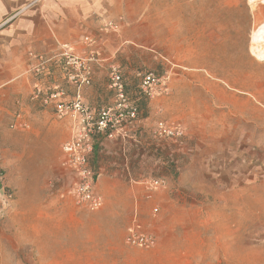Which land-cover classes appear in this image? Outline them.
Wrapping results in <instances>:
<instances>
[{"label":"rangeland","instance_id":"374dc122","mask_svg":"<svg viewBox=\"0 0 264 264\" xmlns=\"http://www.w3.org/2000/svg\"><path fill=\"white\" fill-rule=\"evenodd\" d=\"M172 3L132 0L126 32L115 21L118 29H109L116 52L99 70L98 101L113 103L108 85L116 69L141 118L186 133L175 144L150 136L145 154L130 161L133 175L112 186L110 210H80L56 182L69 137L54 111L33 118L35 109L21 108V99L0 98V264H264V105L247 94L264 91V61L250 51L257 26L243 16L244 31L188 49L187 34L179 43L173 32ZM236 3L228 2L246 15ZM146 72L167 81L153 99L140 95L138 74ZM19 111L28 128L12 127ZM154 178L167 185L150 191L140 182ZM137 209L141 232L157 236L154 248L126 244Z\"/></svg>","mask_w":264,"mask_h":264},{"label":"crops","instance_id":"0c3cea01","mask_svg":"<svg viewBox=\"0 0 264 264\" xmlns=\"http://www.w3.org/2000/svg\"><path fill=\"white\" fill-rule=\"evenodd\" d=\"M131 1L0 0L1 101L7 98L21 99L18 102L21 108L29 104L26 110L35 109L33 118H37V115L40 117L42 115L41 118H46L48 114L52 115L51 108H44L32 100V93L35 87L42 83L48 89L63 87L68 92V97L73 96V88L66 82L61 68L50 62L63 50H68L79 56L94 53L99 57L100 62L94 65L93 84L83 90L85 102L99 108L102 105L97 99L100 96L97 90L101 76L99 70L114 62L116 52L114 38L109 35L110 31L105 27V23L118 22L122 26V31L126 32L131 24L129 14ZM213 1L219 3L212 7L208 2ZM229 1L237 2L236 6L238 2L242 4L246 15H243V10L232 8V4L229 6ZM172 2L173 32L178 34L179 43L180 34H187L188 49L211 47V43L216 41L218 36L221 39L219 34L244 31L243 22L238 21L243 16L248 19L251 28L257 26L253 35L264 26V23H261V19L264 20V0H172ZM229 18H235V21ZM234 26L236 28H233ZM251 54L264 61V58H259L252 51ZM39 57H44L48 62L42 66ZM227 86L234 88L238 93H243L237 87L228 84ZM224 94L229 95L227 90ZM247 94L254 102L264 105V91L253 89ZM229 96L235 100L242 99L238 94ZM113 103L111 99L107 106ZM38 107L43 108V111L36 109ZM53 116L57 118L54 113ZM57 119L64 122L70 137V120ZM152 128L153 126L148 124V118H140L138 122L124 126L115 139L101 138L97 141L92 161L102 172L98 190L104 198L106 211L112 208L117 197L112 186L121 183L124 177L133 175L135 170L131 167L130 161L135 155L145 154ZM135 200L137 201V198ZM130 225L131 222L129 227Z\"/></svg>","mask_w":264,"mask_h":264},{"label":"built area","instance_id":"2783aa9c","mask_svg":"<svg viewBox=\"0 0 264 264\" xmlns=\"http://www.w3.org/2000/svg\"><path fill=\"white\" fill-rule=\"evenodd\" d=\"M105 27L113 31L118 29L113 22L105 23ZM39 59L42 66L48 62L44 57ZM51 61L61 68L66 82L74 91L73 96L68 97V92L63 87L48 89L41 83L32 93L34 102L44 108H51L57 118L70 120L71 133L61 147L60 177L56 182L70 194L77 208L98 212L104 208L105 201L98 190L102 172L92 161L97 141L101 138L115 139L124 126L140 120L141 110L136 101L128 96L123 75L116 69L112 70L108 85V89L114 94V103L107 107L94 108L85 102L83 90L92 86L94 65L100 62L96 54L79 56L63 50ZM138 77L140 95L145 98L153 99L166 90L167 81L164 77L153 72L139 73ZM12 127L15 129L29 127L22 111L15 115ZM150 136L153 140L175 144L183 141L186 133L179 126L158 121L151 129ZM4 177V171L0 167V193L3 191ZM140 182L150 191L167 185L165 178L145 179ZM8 198L11 199L12 194H9ZM146 198L151 199L152 195L148 194ZM157 212L158 209H154V213ZM139 221L137 209L125 238L126 244L143 249L156 247L157 236L154 233L141 232Z\"/></svg>","mask_w":264,"mask_h":264},{"label":"bare ground","instance_id":"6f19581e","mask_svg":"<svg viewBox=\"0 0 264 264\" xmlns=\"http://www.w3.org/2000/svg\"><path fill=\"white\" fill-rule=\"evenodd\" d=\"M251 51L259 58H264V26L254 33Z\"/></svg>","mask_w":264,"mask_h":264},{"label":"trees","instance_id":"16d2710c","mask_svg":"<svg viewBox=\"0 0 264 264\" xmlns=\"http://www.w3.org/2000/svg\"><path fill=\"white\" fill-rule=\"evenodd\" d=\"M123 78H124V76H123ZM124 82H125V85H126V91H127L128 96H129L131 99H133V98L130 96L129 92H128V88H127L128 86H127V84H126V80H125V78H124ZM133 100H135V99H133ZM135 101H136L137 105L139 106V109L141 110V106H140L138 100H135ZM103 107H107V104H102V105L99 106V108H103Z\"/></svg>","mask_w":264,"mask_h":264}]
</instances>
